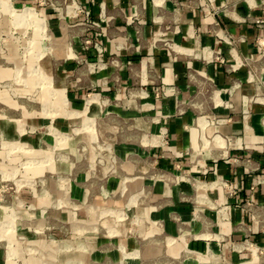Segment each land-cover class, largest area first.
I'll list each match as a JSON object with an SVG mask.
<instances>
[{"label": "crops", "instance_id": "obj_1", "mask_svg": "<svg viewBox=\"0 0 264 264\" xmlns=\"http://www.w3.org/2000/svg\"><path fill=\"white\" fill-rule=\"evenodd\" d=\"M13 1L49 25L59 102L136 154L92 195L139 179L138 213L157 226L144 262L166 243L186 264H264V0Z\"/></svg>", "mask_w": 264, "mask_h": 264}, {"label": "rangeland", "instance_id": "obj_2", "mask_svg": "<svg viewBox=\"0 0 264 264\" xmlns=\"http://www.w3.org/2000/svg\"><path fill=\"white\" fill-rule=\"evenodd\" d=\"M49 36L39 11L0 0V264H146L140 243L157 226L138 213L139 179L126 190L100 183L92 195L101 169L117 176L126 163L138 165L136 154L123 159L108 147L113 140L99 135L104 118L76 117L59 102L43 66ZM165 245L158 264H186Z\"/></svg>", "mask_w": 264, "mask_h": 264}, {"label": "built area", "instance_id": "obj_3", "mask_svg": "<svg viewBox=\"0 0 264 264\" xmlns=\"http://www.w3.org/2000/svg\"><path fill=\"white\" fill-rule=\"evenodd\" d=\"M249 60H250V59L245 60V61H244V64L250 66L251 63L249 62ZM259 60H260V61H261V60H264V50H263L262 54L260 55ZM260 254H261L262 256H264V249H261V250H260Z\"/></svg>", "mask_w": 264, "mask_h": 264}, {"label": "bare ground", "instance_id": "obj_4", "mask_svg": "<svg viewBox=\"0 0 264 264\" xmlns=\"http://www.w3.org/2000/svg\"><path fill=\"white\" fill-rule=\"evenodd\" d=\"M28 13H30V12H28ZM27 12H26V14H28ZM34 14V13H33ZM35 15V14H34ZM28 16V15H27ZM33 16V15H32ZM29 18V17H28ZM32 18H34V17H32ZM39 20H41V19H39ZM35 21V20H34ZM42 23V22H41ZM82 114V113H81Z\"/></svg>", "mask_w": 264, "mask_h": 264}]
</instances>
